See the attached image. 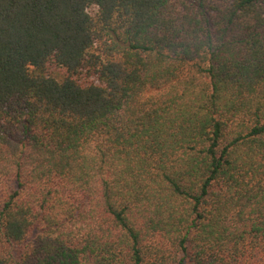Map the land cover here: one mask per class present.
I'll return each instance as SVG.
<instances>
[{
	"label": "trees",
	"instance_id": "1",
	"mask_svg": "<svg viewBox=\"0 0 264 264\" xmlns=\"http://www.w3.org/2000/svg\"><path fill=\"white\" fill-rule=\"evenodd\" d=\"M0 264H264V0H0Z\"/></svg>",
	"mask_w": 264,
	"mask_h": 264
}]
</instances>
